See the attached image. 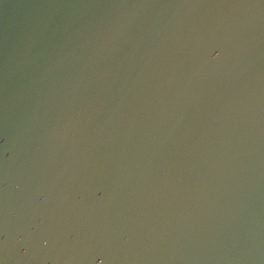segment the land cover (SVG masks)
Returning a JSON list of instances; mask_svg holds the SVG:
<instances>
[{"label": "water", "instance_id": "95a60500", "mask_svg": "<svg viewBox=\"0 0 264 264\" xmlns=\"http://www.w3.org/2000/svg\"><path fill=\"white\" fill-rule=\"evenodd\" d=\"M0 264H264V0H0Z\"/></svg>", "mask_w": 264, "mask_h": 264}]
</instances>
